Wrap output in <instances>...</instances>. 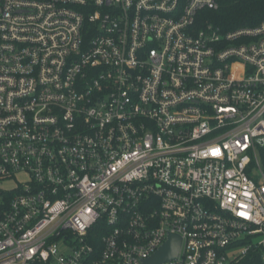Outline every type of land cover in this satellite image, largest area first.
<instances>
[{"label": "built area", "instance_id": "obj_1", "mask_svg": "<svg viewBox=\"0 0 264 264\" xmlns=\"http://www.w3.org/2000/svg\"><path fill=\"white\" fill-rule=\"evenodd\" d=\"M216 0H0V264H264V19Z\"/></svg>", "mask_w": 264, "mask_h": 264}, {"label": "trees", "instance_id": "obj_2", "mask_svg": "<svg viewBox=\"0 0 264 264\" xmlns=\"http://www.w3.org/2000/svg\"><path fill=\"white\" fill-rule=\"evenodd\" d=\"M217 10H203L204 22L223 31L254 26L264 19V0H216Z\"/></svg>", "mask_w": 264, "mask_h": 264}, {"label": "water", "instance_id": "obj_3", "mask_svg": "<svg viewBox=\"0 0 264 264\" xmlns=\"http://www.w3.org/2000/svg\"><path fill=\"white\" fill-rule=\"evenodd\" d=\"M181 239L176 235H169L167 242L143 264H162L176 260L179 255Z\"/></svg>", "mask_w": 264, "mask_h": 264}]
</instances>
